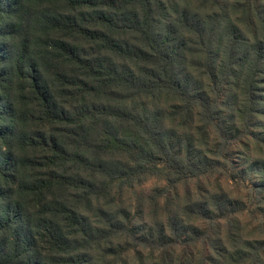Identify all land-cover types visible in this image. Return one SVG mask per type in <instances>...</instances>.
<instances>
[{"label": "trees", "instance_id": "1", "mask_svg": "<svg viewBox=\"0 0 264 264\" xmlns=\"http://www.w3.org/2000/svg\"><path fill=\"white\" fill-rule=\"evenodd\" d=\"M0 264H264V0H0Z\"/></svg>", "mask_w": 264, "mask_h": 264}, {"label": "rangeland", "instance_id": "2", "mask_svg": "<svg viewBox=\"0 0 264 264\" xmlns=\"http://www.w3.org/2000/svg\"><path fill=\"white\" fill-rule=\"evenodd\" d=\"M247 155L250 157L251 151H248ZM162 183H163V181H161L160 179L152 177V178H149L147 181H145V183L142 186L137 187L136 190L143 189V188L149 189L155 185H159ZM223 186L228 188L233 199L246 201V197H245L246 196V190L243 187H241V190H236V188L230 182H223ZM131 196H132V192H128V194L126 195V197H127L126 199L128 200V202H129L128 198H131ZM240 221H241V225L244 227V229H246V231H248L249 227L252 226L249 223V219L245 215L240 216ZM246 234H247V232H246Z\"/></svg>", "mask_w": 264, "mask_h": 264}]
</instances>
